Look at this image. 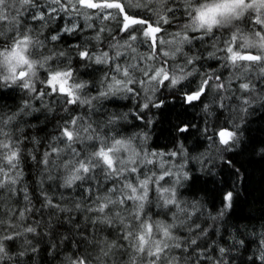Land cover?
<instances>
[{
    "label": "snow or ice",
    "instance_id": "obj_1",
    "mask_svg": "<svg viewBox=\"0 0 264 264\" xmlns=\"http://www.w3.org/2000/svg\"><path fill=\"white\" fill-rule=\"evenodd\" d=\"M0 89L21 94L0 106V264H264V239L245 260L213 238L264 114V0H0Z\"/></svg>",
    "mask_w": 264,
    "mask_h": 264
},
{
    "label": "trees",
    "instance_id": "obj_2",
    "mask_svg": "<svg viewBox=\"0 0 264 264\" xmlns=\"http://www.w3.org/2000/svg\"><path fill=\"white\" fill-rule=\"evenodd\" d=\"M150 15V13H149ZM178 15V22L180 21V15ZM186 20L187 17H183ZM176 25H173L172 29L175 30ZM227 75V72H225ZM194 87V85H193ZM3 91L2 99H0V106L13 107L20 103L21 94L19 92L13 94L8 91ZM205 100V103H208ZM214 109L215 105H211ZM181 111L179 106L176 110L167 116L166 119L161 120L159 114H157V120L160 121L158 127H154L151 130L149 146L154 150L159 148L163 150L164 146L171 148L168 140V132L164 131L161 134V130L169 129L171 125L178 123L176 120V113ZM186 119L193 123H196L199 127H203L202 121L208 119L209 123L215 122V117H205L202 111V105L197 103L195 106H189ZM223 123V120L221 121ZM172 135H176L175 132ZM197 137H190L186 141V146L191 149L195 143ZM203 140V137H201ZM243 140L246 142L245 147L237 149L239 153L235 154L234 158L237 161V167H240L243 179L237 185V190L240 192V197L237 206L230 210L224 221L219 222L218 231L213 237L218 242L223 243V237L228 233H233L242 238L246 242V246L249 251L244 253L246 260L248 255L253 253L258 254L257 249L259 248V242L264 239V154L261 153L260 149L264 147V114L257 112L255 115L248 118V123L244 125V136ZM258 143V144H257ZM256 144V145H255ZM255 145V151L252 150V146ZM207 147H202L198 152H203ZM198 154V153H197ZM242 166V167H241ZM198 166H194L195 168ZM187 198L192 199L190 195L185 194ZM202 196L203 194H199ZM208 211L215 212L212 210L211 204L206 205ZM219 207V205H217ZM208 264H211L209 261ZM239 264V260H237Z\"/></svg>",
    "mask_w": 264,
    "mask_h": 264
},
{
    "label": "clouds",
    "instance_id": "obj_3",
    "mask_svg": "<svg viewBox=\"0 0 264 264\" xmlns=\"http://www.w3.org/2000/svg\"><path fill=\"white\" fill-rule=\"evenodd\" d=\"M198 6V5H197Z\"/></svg>",
    "mask_w": 264,
    "mask_h": 264
}]
</instances>
